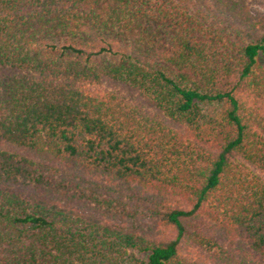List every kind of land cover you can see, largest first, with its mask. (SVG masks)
Instances as JSON below:
<instances>
[{
    "label": "trees",
    "instance_id": "obj_1",
    "mask_svg": "<svg viewBox=\"0 0 264 264\" xmlns=\"http://www.w3.org/2000/svg\"><path fill=\"white\" fill-rule=\"evenodd\" d=\"M0 142V264H264L245 0H0Z\"/></svg>",
    "mask_w": 264,
    "mask_h": 264
},
{
    "label": "rangeland",
    "instance_id": "obj_2",
    "mask_svg": "<svg viewBox=\"0 0 264 264\" xmlns=\"http://www.w3.org/2000/svg\"><path fill=\"white\" fill-rule=\"evenodd\" d=\"M248 8L250 9L251 13L261 22L264 23V0H245ZM95 88L98 89H104V90H110V91H115L118 92L122 95H124L127 98L135 99L140 101L143 106L150 112H157L158 110L152 106L149 102L145 101L142 96H140L139 92L132 88L129 85H126L122 82H115L111 80H104L101 84L96 85ZM1 147H5L17 152H20L22 154H29V156L37 158L36 155L33 152L23 150L21 148L6 144V143H1Z\"/></svg>",
    "mask_w": 264,
    "mask_h": 264
}]
</instances>
